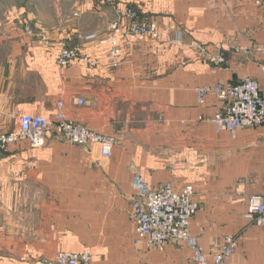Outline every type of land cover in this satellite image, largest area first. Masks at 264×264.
<instances>
[{
	"label": "crops",
	"instance_id": "0c3cea01",
	"mask_svg": "<svg viewBox=\"0 0 264 264\" xmlns=\"http://www.w3.org/2000/svg\"><path fill=\"white\" fill-rule=\"evenodd\" d=\"M57 1L62 16L28 12L34 34L21 25L23 10L0 15V131L18 126L14 113L50 119L63 100L70 118L118 142L102 163L96 147L54 132L40 147L20 141L1 154L0 264H36L58 251L84 250L93 255L91 264H194L186 244L137 243L131 165L152 188L166 182L195 187L199 209L191 232L209 258L227 235L240 233L228 264H264V225L245 216L250 197L264 199V129L217 132L200 119L218 113L221 103L209 97L200 105L195 92L248 76L264 96V52L257 49L264 46V10L254 0H119L156 20L163 35L121 39L122 53L111 60L104 41L112 7ZM178 29L185 31L183 45L171 41ZM91 33L97 37L84 40ZM70 36L96 67L83 60L59 66L60 47Z\"/></svg>",
	"mask_w": 264,
	"mask_h": 264
},
{
	"label": "built area",
	"instance_id": "2783aa9c",
	"mask_svg": "<svg viewBox=\"0 0 264 264\" xmlns=\"http://www.w3.org/2000/svg\"><path fill=\"white\" fill-rule=\"evenodd\" d=\"M97 3H108L115 13L110 26V33L104 42H110L108 58L116 60L122 53L119 41L126 39L133 42L158 40L162 37L159 24L151 17L144 16L138 7L122 4L119 0H95ZM256 6L264 10V0H254ZM26 26V25H25ZM30 26V25H29ZM26 26V31L36 33L32 25ZM95 33L88 34L84 40H94ZM46 44L49 39L41 38ZM73 41L72 37H68ZM172 43L183 45L185 31L178 29L171 39ZM81 44H67L59 52L57 62L60 67H69L76 60L85 61L89 67L97 66V60L86 56ZM203 52L206 48L199 47ZM264 52V46L258 47ZM223 57H217V62H223ZM197 100L204 105L209 97H215L221 103V110L212 117L200 120L214 123L217 132L230 131L235 135L237 130L253 127L264 129V96L259 83L252 77H242L238 83L217 82L203 85L195 89ZM84 105L85 100H77ZM18 126L8 132L0 131V156L13 144L28 141L34 147L44 144L51 132L68 142L85 147H96L97 161L102 163L113 154L118 142L114 135L104 134L83 123L70 118L65 111L63 100L57 102V109L49 119L41 114L14 113ZM90 148V149H92ZM133 171V187L135 196L132 200L130 215L136 223L137 243L148 248L163 247L169 242L186 244L192 254L194 264H228L229 259L237 250L241 234H229L223 244L210 256L205 253L200 238L191 232L193 216L199 209L195 199L196 189L193 185L175 186L166 182L158 188H152L138 171L136 165H131ZM246 218L254 224L264 225V199L262 196L250 197ZM91 251L83 252L58 251L50 258L37 261L36 264H91Z\"/></svg>",
	"mask_w": 264,
	"mask_h": 264
},
{
	"label": "rangeland",
	"instance_id": "374dc122",
	"mask_svg": "<svg viewBox=\"0 0 264 264\" xmlns=\"http://www.w3.org/2000/svg\"><path fill=\"white\" fill-rule=\"evenodd\" d=\"M56 1L57 0H48V1L47 0H0V15L2 14L3 10H6L7 16H12V17L14 16L15 17V15L17 16V14H21V13H19V10L21 9L24 11L22 13V15H20V16H23V17H21V25L23 26L24 30L26 31V28H25L26 26L32 25L35 32L38 33V30L34 26V23L27 18L28 12H37V15H39L40 12H42L44 14L47 10H50L51 13L49 16H62L63 9L59 5V1H57L58 4L56 5ZM45 5H46V8H45ZM39 8H41V10ZM43 27H44V25H43ZM52 29H55V28L52 27ZM109 33H108V35H109ZM29 34H34V33H29ZM41 35H44V34H41ZM70 37H72V36H70ZM49 41H50L49 45L50 44L52 45V42L55 44V41H53V40H49ZM74 41H75L74 38H73V41H69V39L67 38V40H65V42L61 45L59 52L67 44H71V43L77 44ZM87 41H91V40H87ZM184 43H185V41H184ZM82 47L83 46H81V48ZM85 55L88 56L87 54H85ZM43 259H40L38 261H41Z\"/></svg>",
	"mask_w": 264,
	"mask_h": 264
}]
</instances>
